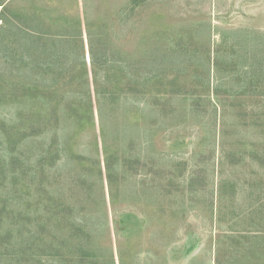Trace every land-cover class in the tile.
Listing matches in <instances>:
<instances>
[{"label":"rangeland","instance_id":"rangeland-1","mask_svg":"<svg viewBox=\"0 0 264 264\" xmlns=\"http://www.w3.org/2000/svg\"><path fill=\"white\" fill-rule=\"evenodd\" d=\"M0 264H264V0H0Z\"/></svg>","mask_w":264,"mask_h":264}]
</instances>
